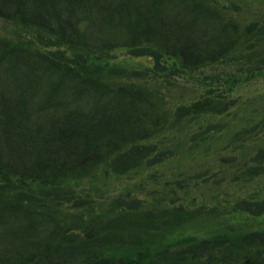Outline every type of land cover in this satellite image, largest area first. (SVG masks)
I'll return each instance as SVG.
<instances>
[{"label":"trees","instance_id":"16d2710c","mask_svg":"<svg viewBox=\"0 0 264 264\" xmlns=\"http://www.w3.org/2000/svg\"><path fill=\"white\" fill-rule=\"evenodd\" d=\"M0 21L32 33L0 35V264H264V109L239 105L236 78L224 92L172 102L116 82L103 56L145 51L156 64L166 57L175 70L192 71L234 56L253 38L250 26L205 0H0ZM183 117L182 126L194 128L189 156L218 165L174 184L211 188L202 205L208 220L232 202L249 222L229 214L203 236L176 234L189 219L183 204L149 218L128 205L129 192L111 201L110 219L90 218L79 234L53 208L5 192L49 193L68 181L125 174L149 156H138L141 143Z\"/></svg>","mask_w":264,"mask_h":264},{"label":"rangeland","instance_id":"374dc122","mask_svg":"<svg viewBox=\"0 0 264 264\" xmlns=\"http://www.w3.org/2000/svg\"><path fill=\"white\" fill-rule=\"evenodd\" d=\"M205 1L234 16L243 28L250 26L247 30L253 38L243 43L234 56L192 71L178 69L180 71L178 73V70L170 67L176 63L172 59L162 57L156 64L154 58L145 51L136 52L120 48L112 50L107 56L103 55L107 64L104 66L109 70L107 74L118 83L143 85L149 92L159 93L176 103H189L203 94L206 95L208 91L224 92L230 81L236 78L238 85L232 94L239 96L237 97L239 105L247 106L246 112L264 109V0ZM17 30L22 36L32 34L0 21V35L15 36ZM167 69H170L169 77ZM183 123L184 117L155 142L141 143L140 145H144V151L138 156H144L143 153L146 152L150 153L149 156L140 159L125 174L112 173L110 176L100 174L93 180L84 178L68 181L55 186L57 188L49 193L43 191L36 193L35 186H30L26 190L11 186L6 187L5 192L10 195L22 193V199L27 203L53 208L67 216L79 234H83V228L89 223L90 218H100L104 221L110 219L111 201L114 198H121V193L129 192L134 199H129L128 205L136 208L134 209L136 214L148 213L149 218L153 216L157 219L167 213H170L169 216L174 215L176 206L183 204L185 211L188 212L184 217L189 219L182 224L181 231L176 230V234L194 233L195 230L198 236H203L207 224L219 226L218 222L225 220L224 217L229 214H233L230 221L249 222L251 215L232 202L224 203L221 207L219 205L216 222L208 220L202 205L206 203V198H209L206 193L211 188L204 185L195 188L189 185L182 191L174 184L177 179L180 181L187 176H194L207 168L214 171L218 165L215 161L202 156H189L192 150L190 139L194 128L187 130L182 126ZM118 166L122 169L120 165ZM130 175L131 178L128 177ZM175 188H177L175 196L178 199L173 205L170 200L175 197L173 195ZM233 190L230 189L229 192ZM160 199L165 202L157 204ZM261 216L264 220V215ZM111 231L116 229L113 228Z\"/></svg>","mask_w":264,"mask_h":264}]
</instances>
